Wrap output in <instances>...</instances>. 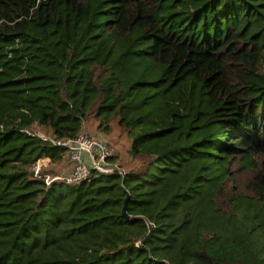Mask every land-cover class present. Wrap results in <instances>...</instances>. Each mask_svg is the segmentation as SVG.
Listing matches in <instances>:
<instances>
[{"label":"trees","instance_id":"1","mask_svg":"<svg viewBox=\"0 0 264 264\" xmlns=\"http://www.w3.org/2000/svg\"><path fill=\"white\" fill-rule=\"evenodd\" d=\"M90 118L136 167L34 179ZM0 264H264V0H0Z\"/></svg>","mask_w":264,"mask_h":264},{"label":"built area","instance_id":"2","mask_svg":"<svg viewBox=\"0 0 264 264\" xmlns=\"http://www.w3.org/2000/svg\"><path fill=\"white\" fill-rule=\"evenodd\" d=\"M41 138L44 141L50 142L53 146L66 148L68 159L73 164V170L70 173L69 179L51 178L47 171H43L49 166L51 159L48 156L39 157L33 164L31 172L34 179H43L46 187H50L56 181H64L67 184H72L70 182H74L75 184L80 183L88 179L92 170L101 174H111L114 172H118L119 175L125 174L123 169H120L115 163L109 161L110 158L114 157L111 149L106 144L96 142L87 135L80 134L74 140Z\"/></svg>","mask_w":264,"mask_h":264},{"label":"rangeland","instance_id":"3","mask_svg":"<svg viewBox=\"0 0 264 264\" xmlns=\"http://www.w3.org/2000/svg\"><path fill=\"white\" fill-rule=\"evenodd\" d=\"M98 125L96 119H88L83 124L81 134L87 135L96 142L103 143L104 145L106 144L114 154V163L117 167L123 169V171H129L130 169L135 168L136 163L128 155L130 141L126 133L123 132L115 122L110 124L109 129L106 132H103ZM31 132L45 139H52L51 133L48 129L35 126L31 129ZM67 157L68 152L60 162L53 165L50 163L43 171H47L51 178L58 177L59 179H69L71 176L70 173L73 170V164L67 159ZM70 183L73 184L74 182Z\"/></svg>","mask_w":264,"mask_h":264},{"label":"water","instance_id":"4","mask_svg":"<svg viewBox=\"0 0 264 264\" xmlns=\"http://www.w3.org/2000/svg\"><path fill=\"white\" fill-rule=\"evenodd\" d=\"M127 199H128V197H127ZM127 199L125 200V203H126ZM125 206H126V204H124V206H123V208H122V216H123L125 219H129L128 215L126 214Z\"/></svg>","mask_w":264,"mask_h":264}]
</instances>
